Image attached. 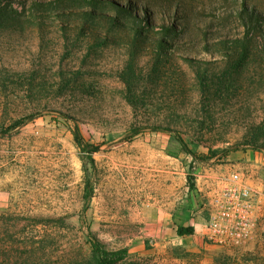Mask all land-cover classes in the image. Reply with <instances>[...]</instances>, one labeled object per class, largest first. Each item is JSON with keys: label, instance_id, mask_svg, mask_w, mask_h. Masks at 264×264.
Segmentation results:
<instances>
[{"label": "rangeland", "instance_id": "1", "mask_svg": "<svg viewBox=\"0 0 264 264\" xmlns=\"http://www.w3.org/2000/svg\"><path fill=\"white\" fill-rule=\"evenodd\" d=\"M223 1L195 0L214 12L195 14L192 32L178 35L181 45L160 58L54 15L43 25L0 28V236L8 232L10 264H95L91 235L109 250L129 249L116 264L264 259V216L251 242L229 247L205 238L199 214L212 178L233 172L230 152L264 150V71L233 69L222 81L221 55L196 49L205 32L211 40L243 34V1ZM257 4L264 8V0H254L250 10ZM98 37L107 39L100 44ZM183 57L216 65L198 71ZM31 114L26 124L1 131ZM77 123L100 148L89 201ZM179 226L195 232L180 235Z\"/></svg>", "mask_w": 264, "mask_h": 264}, {"label": "trees", "instance_id": "2", "mask_svg": "<svg viewBox=\"0 0 264 264\" xmlns=\"http://www.w3.org/2000/svg\"><path fill=\"white\" fill-rule=\"evenodd\" d=\"M230 1L239 2V0H224L221 6ZM240 1H243L244 8H238L237 12L244 23L243 34L237 37L225 36L211 40L208 39L206 36L208 33L205 32L202 46L196 48L221 55L219 66L226 64V67L221 70L222 81L227 79L233 69L239 70V68L250 66L258 71H264V8H260L261 6L257 4V8L250 10L251 1L254 0ZM213 12V10H209L208 6L199 7L198 4H195V0H27L23 6H17L14 0H0V28L23 27L36 22V20L43 25L44 19L54 15L56 18L68 20L69 24L75 22L82 27H97L112 32L120 38H126L127 45L132 51L143 50L160 58L171 45L175 48L181 45L180 42H174L178 35L192 32L191 21L195 14L209 15ZM168 17L182 18V24L167 21ZM157 18H160L161 22H156ZM67 28L62 26L64 31ZM106 39V37H98L97 43L103 44ZM182 43L186 44V42ZM183 59L190 67L198 71L209 72L216 65L213 64V61L203 59L197 61L188 57H183ZM204 83L205 79H202L201 84L204 85ZM33 117L31 114L16 119L8 127H2L1 131L8 132L24 125L28 119ZM152 129L162 128L155 126ZM73 134L76 143L84 153L82 158L86 174L84 198L89 201L94 194L91 177L92 171L96 169L94 153L100 148L85 140L78 123L73 128ZM178 138L187 147V143L180 134H178ZM259 141L258 137L254 138L255 144ZM261 147L264 148V143ZM189 151L193 153L192 150L189 149ZM217 153V150L211 151L212 156ZM189 187L196 188L195 181L191 180L190 182L189 179ZM177 231L180 235H191L195 232V228L194 226H179ZM7 233H4L5 237L0 236L2 264H10L11 260V253L6 250L10 242V238L6 237ZM90 244L95 264H116L129 255L127 247L109 250L97 237L92 235ZM257 264H264V259Z\"/></svg>", "mask_w": 264, "mask_h": 264}, {"label": "built area", "instance_id": "3", "mask_svg": "<svg viewBox=\"0 0 264 264\" xmlns=\"http://www.w3.org/2000/svg\"><path fill=\"white\" fill-rule=\"evenodd\" d=\"M208 188L209 198L199 210L207 213L205 238L216 246L239 247L251 242L262 215L254 185L235 170L222 174Z\"/></svg>", "mask_w": 264, "mask_h": 264}, {"label": "crops", "instance_id": "4", "mask_svg": "<svg viewBox=\"0 0 264 264\" xmlns=\"http://www.w3.org/2000/svg\"><path fill=\"white\" fill-rule=\"evenodd\" d=\"M227 161L229 162V167L233 171L236 170L245 174L246 178L257 189L261 200L262 216H264V150H251L242 148L230 152L228 154ZM212 179L213 181L216 180V178ZM213 181H211V183ZM199 214H204L206 224L207 213L199 211ZM198 216V223L203 224V220L201 219L200 215Z\"/></svg>", "mask_w": 264, "mask_h": 264}]
</instances>
